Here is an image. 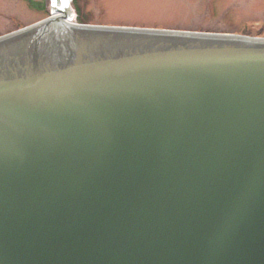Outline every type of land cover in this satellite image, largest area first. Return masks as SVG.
I'll use <instances>...</instances> for the list:
<instances>
[{
    "label": "water",
    "instance_id": "water-1",
    "mask_svg": "<svg viewBox=\"0 0 264 264\" xmlns=\"http://www.w3.org/2000/svg\"><path fill=\"white\" fill-rule=\"evenodd\" d=\"M52 2L0 36V264H264V37Z\"/></svg>",
    "mask_w": 264,
    "mask_h": 264
},
{
    "label": "rangeland",
    "instance_id": "rangeland-1",
    "mask_svg": "<svg viewBox=\"0 0 264 264\" xmlns=\"http://www.w3.org/2000/svg\"><path fill=\"white\" fill-rule=\"evenodd\" d=\"M77 1L78 18H72L75 22L231 34L248 32L264 37V0ZM48 16V11H36L23 0H0V36Z\"/></svg>",
    "mask_w": 264,
    "mask_h": 264
},
{
    "label": "flooded vegetation",
    "instance_id": "flooded-vegetation-1",
    "mask_svg": "<svg viewBox=\"0 0 264 264\" xmlns=\"http://www.w3.org/2000/svg\"><path fill=\"white\" fill-rule=\"evenodd\" d=\"M28 6H30L32 9L39 11V12H45L48 11L51 14L52 7H54L56 4H53L52 0H23ZM71 8L76 12H78L79 9V1L72 0ZM78 15V14H77ZM251 35V34H250Z\"/></svg>",
    "mask_w": 264,
    "mask_h": 264
}]
</instances>
